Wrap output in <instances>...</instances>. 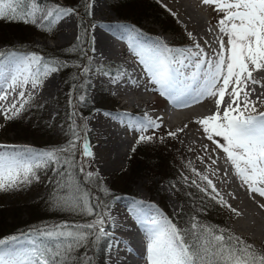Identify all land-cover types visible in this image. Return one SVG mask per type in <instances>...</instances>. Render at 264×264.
I'll use <instances>...</instances> for the list:
<instances>
[{
	"label": "snow or ice",
	"instance_id": "obj_1",
	"mask_svg": "<svg viewBox=\"0 0 264 264\" xmlns=\"http://www.w3.org/2000/svg\"><path fill=\"white\" fill-rule=\"evenodd\" d=\"M201 3L211 7L218 17L216 25L221 34L216 37L218 48L205 41L211 49L210 53L199 42L186 48L170 47L161 41L152 45H136L134 30L128 33L129 46L143 66L149 83L154 86L153 90L174 106L190 107L205 98H214V111L194 121L202 136L213 145L209 151L208 145L204 144L203 151L208 153L213 165L216 161L212 159V154L222 153L247 194L253 198L254 194L264 198V111L257 107L258 104L264 107V100L259 95L256 100L251 99L255 88L248 87L251 84L264 88V77L257 79L253 75L264 73V0H201ZM87 7L91 8V0H87ZM73 12V8L59 4L45 10L36 4V0H0V20H19L36 25L41 30H51L62 17ZM40 13L44 15L38 23ZM187 35L192 37L191 33ZM9 58L15 63L10 82L4 68L5 60ZM63 66L67 65H60L55 58L46 60L35 52L20 56L0 52V101L8 100L5 85L13 92L16 87L23 88L29 83L36 89L42 86L44 78ZM76 67L81 84L73 87L82 91L69 101L73 109L77 100L81 105L87 102V94L83 91L87 87L84 76L93 71L88 65ZM103 74L111 76L108 72ZM124 74L112 77L113 82ZM31 98V94L26 98L25 91L21 90L16 101L8 106L0 105V115L6 120L19 116ZM104 115L139 133L137 143L157 138L155 134L145 133L162 126L160 117L153 119L147 113L140 119L127 112L116 115L105 112ZM78 127L71 129L72 139L67 145L57 149L38 151L26 146L0 144V191L39 180L37 170L53 167L61 179L57 181L51 206L74 215L93 217L85 223L63 221L0 238V264H93L88 251L81 253L80 249L98 246L111 235L105 227L112 219L109 206L100 204L98 200L93 204L70 171L77 167L75 153L78 142L82 141V157L93 156L88 141L83 139ZM187 127L186 124L183 128L168 131L167 136L177 138ZM158 138L163 140V137ZM199 159L203 161L204 158ZM188 167L200 181L205 182V186L201 187L196 180H192L194 187L220 207L239 215L212 179L198 173L191 162ZM78 170L89 180L94 175L98 176V173L86 171L83 162ZM212 171L215 174L218 170ZM224 175H228L227 170ZM184 179L187 180L186 177ZM103 191L108 192L106 188ZM140 203L137 202L138 205ZM260 207L264 208V204ZM129 211L144 226L147 242L143 258L146 264H264V251L255 249L226 228L202 223L197 216L190 219L189 226L180 229L163 214L150 216L143 207H133ZM112 246L109 244V248Z\"/></svg>",
	"mask_w": 264,
	"mask_h": 264
},
{
	"label": "rangeland",
	"instance_id": "obj_2",
	"mask_svg": "<svg viewBox=\"0 0 264 264\" xmlns=\"http://www.w3.org/2000/svg\"><path fill=\"white\" fill-rule=\"evenodd\" d=\"M81 1L82 0H42V2H40V0H36V4L40 8L44 9L51 7L53 4H59L61 6L70 8L73 7L74 9L75 6ZM99 1V5L103 11H95L93 9V0H91V8L87 7V13L89 15L88 17L92 19V23L89 26L92 44L89 52L87 53V57L90 68L93 69V71L87 74L89 76L88 83H90V87L87 91L84 90V92H86L87 99L89 100L90 104L97 107L92 108V111L84 114L81 118L82 124L85 128L84 132L86 131L87 135V137L83 139L88 141L91 151L93 152L92 157L81 156V162L85 164L86 171L93 169L96 171V173H98V176L103 182V189L106 188L108 192L109 188L112 189L114 185H121L125 190L127 189L126 193L121 196H114L106 204L109 206L112 219L114 216L111 213V209L116 205H119V202L122 201L123 198L129 197L134 192V189H136L138 194L146 197L150 204H157L160 208L164 206V209L167 212L166 217L168 219L171 217V221L173 219L176 220L179 218L178 213L180 210V203L176 199L172 188L164 183V177L161 176L163 171L159 170L158 168L152 169L150 167H142L140 169H133L132 171L131 163L129 164V157L130 152L133 151V145L137 142L136 140L139 133L127 129L124 126V123L114 120V122H116L120 128L118 135V141H121V144L119 145L121 146L120 148L122 149L123 143L126 139L133 140V144L129 151L125 165L121 164V160L118 157L116 161L112 163L113 158L115 159L116 157L115 154L107 152L106 148H101V146L98 145V143L106 136L105 132H103L104 123L107 121L113 122V119L104 115L105 112H112L113 115H116L120 112H127L133 114L136 119H140L144 113H147L153 119L156 117H160L162 119V126L159 129H155V133L149 130L145 133V135L155 134L157 137L155 138L157 139L156 142L154 140L153 143L147 144L154 145L158 149L155 151L161 150V152H167V155L171 157L176 156L177 160H181L184 157L190 159L196 171L198 173L207 175L209 179H212L217 189H227V193L224 195L221 194L224 199L226 197L231 200V202H234L237 198L242 204L245 203V208L247 209H244V212H246V215H244L245 221H247L248 224H251L255 231L257 230L260 232L258 235H261V237L258 238V240L254 239V237L251 238L250 236H242L233 227V224L237 223L239 218L241 219L242 216V211H240L241 209L237 208L236 205L230 204L229 201H227V203L237 210L239 215H236L229 209H227V212L223 213L222 215L227 219L226 223L229 228L237 236L252 244L256 249L264 250V241L261 239L264 236V232L261 233L264 231V208L260 207L261 204H264V198H261L256 194H254L253 198V196H249L247 194L245 188L240 186L241 182L235 177L234 170L232 169L230 163L226 162L222 153L212 154V159H215L216 161V163L213 165L211 159L208 157V153H205L202 148L204 144H207L209 151H211L213 145L202 136L199 126L195 124L194 121L212 113V111L215 109L214 98H205L200 103L192 104L190 107L181 108L180 111L174 113L176 117L178 116L177 118L174 117L173 114L162 117L163 109L160 111L157 108H162L167 99L163 102L160 100L161 95L157 91L153 90L154 86L149 83V78L146 75L143 66L139 63L138 58L134 55L133 48L129 46L128 33L131 30H134L133 34L137 36V39L134 41L136 45H152L156 41H161L170 47L176 48L172 42L175 34L173 35V33L168 31L166 26H163L161 22L157 23L153 18L148 17V13L142 14V12H136V10L134 8L131 9V7H128L123 11H115L114 9L117 6L113 5V3H110V0ZM156 1L162 7L166 5L167 7L164 8H166L168 11L170 9L171 11L169 12L171 15H173V13L175 14L173 17L175 19L176 27H180L187 34H192V37L190 38L191 44L181 48L192 47L194 42H199L201 46L205 48V51L210 53L211 49L205 45L206 40L208 42L210 40L209 44H211L213 48H218L216 37L220 36L221 34L219 33L218 27L216 25V20L218 18L217 14L212 10L211 7L203 5L201 0ZM176 5L178 7H176ZM73 14L76 17L75 23L77 25H75L76 32L72 34V37L70 36V40H63L58 37L62 32L59 27L60 20L52 26L51 30L47 31L36 29V25L23 22L19 27L21 30L20 33L6 32L3 34V32H0V49L9 46L26 45L36 47L35 53L41 56L42 54L40 51L44 48H46L47 51H57L55 54H63L65 52L62 51V49L69 47L78 36L77 32L79 13L74 9ZM43 15L44 13H40L38 15V23L42 19ZM183 16L186 20H188L189 26H185L181 23L180 19ZM102 20H107V22H118L120 26L126 28L125 32L127 35L126 37L123 36L120 40V43L123 42L121 45L125 47V53L121 55L119 53L110 59H105L99 55H96V52L93 50L95 37L93 35L92 29L99 21ZM130 20L138 21L139 26L134 25L132 22H130ZM197 27H200V29ZM209 29H211V31H209ZM224 39L226 41L227 38L224 37ZM130 50H132V53ZM25 52L30 53L31 51ZM59 61L71 67H76V65L83 66V62L74 59L66 60L61 58ZM113 63L118 64L119 71H117L115 75H104L103 73L105 72V69L116 68V66L112 65ZM120 73H125L124 75H120V77H122L121 81L123 86L117 87V84L116 82H113L112 77H116ZM253 75L257 79L264 77V73H254ZM49 76H55L54 78H57L58 80V85L55 92L56 95L53 94L51 99L42 97L39 88L37 87L36 89H33L29 83L27 85L28 92L25 94V97L27 98L29 94H31L33 97L31 98L30 102L26 104L25 109L20 113V115L11 120H6L4 119L3 115H0V144H23L27 145L28 147L32 146L31 148H34L38 151H44L57 149L61 146L67 145L68 141L72 139V134H69L68 137L64 138L65 134L68 133L65 124V117L67 115V104L70 105L69 101L76 97V95L70 92L72 94L70 96V93L67 92L64 87L63 76L60 71ZM133 81H135V83H133ZM109 86L112 87L117 92V94L114 93V91L110 89ZM248 87L249 89L255 88V92L252 94L251 99L256 100L257 95H259L260 99L264 100V88L251 84ZM5 89H7L6 85ZM104 89L107 91L104 92ZM156 96H159V98H155ZM102 99H104V101H101ZM28 105H30V107ZM112 107H114V109ZM257 107L260 108L261 111H264V107H261L259 104ZM31 108H35V110H30ZM174 110L177 111L176 108ZM95 115L97 116L96 121L93 120ZM38 118H40V122L37 123ZM186 124L188 127L182 133L178 134L177 138H171L167 136L168 131H174L177 128H183ZM158 137H163V140L159 139ZM81 146L82 141L77 143L76 152L78 149H81ZM152 153H154V151ZM199 157H203V161L199 159ZM104 160H106L108 164H105ZM169 164L174 165L177 164V162L172 159ZM213 169L218 171L213 174ZM225 170L228 171L227 176L224 175ZM155 171L159 172L160 175L158 173L155 174ZM37 175L39 176L38 173ZM186 178L193 180L194 178H198V176L194 175L193 178L186 176ZM36 181L38 180H33L32 183L22 185L17 188L0 191V208H4V210L8 209L9 211L7 212L11 213L12 208L17 207V214L21 219H26L28 215L27 204L37 199L40 193L38 188L33 187V183H36ZM82 190L89 194L85 188H82ZM229 193L232 195H229ZM89 196L91 197V202L93 203L92 195L89 194ZM106 198L107 200L110 199L109 196H106ZM97 210H100L99 207ZM232 214L233 217H230ZM128 216L131 217L128 212L126 214H122L123 218H127ZM112 219L109 220L107 223L108 225H105L107 231L110 234H112V232H118L117 235H121L122 232L115 231L113 229ZM174 220L172 221L173 223H175ZM175 224L178 228H182L180 224ZM127 235L128 232L125 231L124 236L126 237ZM105 240L106 245L104 250V264H111L109 251L113 246L109 248V244L113 245V242L110 238ZM145 251L146 245L141 247L140 255L143 254V257H145ZM143 257L142 259L140 257H134V263L146 264V259ZM135 260L137 261L135 262Z\"/></svg>",
	"mask_w": 264,
	"mask_h": 264
},
{
	"label": "trees",
	"instance_id": "obj_3",
	"mask_svg": "<svg viewBox=\"0 0 264 264\" xmlns=\"http://www.w3.org/2000/svg\"><path fill=\"white\" fill-rule=\"evenodd\" d=\"M40 2H42V0H40ZM110 3H113V5L117 6L114 9L115 11H123L124 9L131 7V9L134 8L136 12H142V14L148 13V17L153 18L157 23L161 22L163 26H166L168 31L173 33V35L175 34L172 40V42L174 43L173 45L183 46L191 44L190 38L188 37L187 33L180 27L175 26V19L173 15H171L166 8L159 5L156 0H110ZM74 9L79 13L77 32V38L79 37V40L76 39L69 47H67L66 49H62V51L65 52L63 54H55V52L57 51H47L46 48L41 50L40 53L45 57L46 60L50 58H55V60L58 61L61 58L66 60L74 59L83 62V66H90L88 63L87 53L90 50L91 46V34L89 31V26L92 23V19L88 17L89 15L87 13V0H82L78 5L75 6ZM130 22H132L134 25L139 26L138 21L136 20H130ZM22 23L23 22L19 20H0V32H3V34H5L6 32L20 33L21 30L19 27L20 24L22 25ZM35 28L40 29L37 26ZM11 48L22 51H36V47L25 45L4 47L0 49V52H4L5 50ZM59 64L65 65V63L61 61H59ZM112 65L118 68L117 64L113 63ZM59 71L63 76L64 87L67 92L74 93L76 97L79 96L82 90L79 87H73L74 85L81 84V80L79 78V69L77 67H71L67 65L61 67ZM105 72L113 73L115 72V68L105 69ZM88 79V75L84 76V81L87 82V87L83 89V91H87L90 87ZM101 101H104V99H102ZM28 106L30 107V105ZM95 107L97 106L90 104L88 99L87 102L83 105H81L77 100L75 103V109H73L71 105L67 104L65 124L68 133L65 134L64 138L68 137L69 134H72L71 129L77 126H79L78 130L81 132V136H86V131L84 132L85 128L82 124L81 118L84 114L89 113L90 111H92V108ZM30 110H35V108H31ZM74 111L75 115H73ZM38 122H40V118H38L37 123ZM149 131L155 133V130L149 129ZM154 140L156 142L157 139H153L151 142H136L133 145V148H135V150L130 152L129 164L131 163L132 171L133 169H140L142 167H150L152 169L158 168L159 170L163 171V174L161 176L164 177V183L172 188L176 199L180 203V210L178 213L179 218L174 220V222L179 223L182 226L181 229H184L185 227L189 226L190 219L193 216H197L202 223L218 225L222 228L230 230L233 234H235L227 225V219L222 215L223 213L227 212V209L220 207L215 202L211 201L210 198L207 197L204 193H201L196 187L192 185V180L184 179L186 176L190 178L194 177L192 169L188 167V164L189 162H191V160L187 159L186 157H184L185 159L182 158L181 160H177L176 156L171 157L167 155V152L165 151H155L158 149L154 145L147 144L153 143ZM153 151L154 153H152ZM75 154L77 167L70 171L72 172V175L75 177V179L79 182L80 187L85 188L89 192V194L92 195L93 204H96L97 200L100 202V204H107L109 200H111L114 196L126 193L127 189L125 190L123 186L114 185L112 189L109 188V192H107V195V193L103 191V182L99 176L94 175L93 178L89 180V178H87L85 174L79 172L78 167L81 163L80 149H78ZM172 159H174L177 164H169ZM191 165L192 167L194 166L192 162ZM56 167L58 168L59 166ZM90 171H92L94 174L96 173V171L93 169H91ZM37 173L39 174L40 178L38 181H36V183H33V187L38 188V190H40V193L37 199L27 204L28 215L26 219L20 218V216L17 214V207L12 208L11 213L7 212L9 211L8 209L4 210V208H0V238L7 235L27 232L30 229L42 227L44 225H54L63 221L85 222L93 218L89 216L74 215L52 207L51 199L53 194L57 191V181L60 180L61 177L57 175V171L54 170L53 167L39 169ZM154 173H158L160 175L159 172L155 171ZM193 180H196L201 187L205 186V182L200 181L199 177L196 179L194 178ZM106 196H109L110 199L107 200ZM230 217H233V214L230 215ZM105 245L106 240H103L98 246H95L93 248H81L80 252L82 253L87 250L90 258L93 261V264H104ZM259 251L264 250L262 249Z\"/></svg>",
	"mask_w": 264,
	"mask_h": 264
},
{
	"label": "bare ground",
	"instance_id": "obj_4",
	"mask_svg": "<svg viewBox=\"0 0 264 264\" xmlns=\"http://www.w3.org/2000/svg\"><path fill=\"white\" fill-rule=\"evenodd\" d=\"M99 2H100L99 0H93L92 6H93V9L95 11H101V10L103 11V9H101V6L99 5ZM176 7H178V6L176 5ZM183 12H184V10H183ZM75 18L76 17L72 13V14L64 16V17H62V19H60L59 27L62 30V32L58 36L60 39H63V40L69 39L70 36L72 37V34H74L76 32L75 31V25H77V24L75 23ZM105 18H107V17H105ZM180 21L183 25H185V26L188 25V20H186L184 18V16L180 19ZM201 25H202V23H201ZM204 25H206V24H204ZM206 28H207V26H206ZM125 29L126 28L120 26L118 24V22H107V20L99 21L97 23V25L94 26L92 29L93 35L95 37V39H94V52H96V55H99L105 59H110V58H113L114 55H117L119 53L121 55V54L125 53V50H124L125 47L121 45L123 42L120 43V40L122 39V37L123 36L126 37V35H127L125 32ZM198 29H200V27ZM204 30H205V28H204ZM213 38H215V37H213ZM209 43H210V40H209ZM212 44H214V43H212ZM24 54H27V53H20L17 56L24 55ZM14 69H15V63L11 59L8 60V66L5 69V71H6V74L9 76V81H10V76L14 72ZM54 77L47 76L45 78V80L43 81L42 86L38 87L40 92H41L42 97H44L46 99H48V98L51 99V96L53 94H55V92H56L58 80H57V78H54ZM121 78L122 77H120L116 81L117 87L123 86ZM21 90L25 91V94H26L28 92L27 91V85H25L23 88L16 87L14 92L11 89H6V91L8 92V100L7 101H0V105L8 106L11 103H13L14 101H16L18 99V94ZM9 93H10V96H9ZM174 107L176 108L177 111H175L174 109H170L166 112L163 111L162 117L169 116L171 114L174 115V113L180 111L181 108H183V107H179V106H174ZM96 117H97L96 115L93 117L94 121H96ZM174 117H176V116L174 115ZM113 122H114V119H113ZM113 122L107 121L104 123V129L103 128L102 129H103V132H105L106 136L102 139V141H100L98 143V145H100L101 148H106L107 152L115 154L116 157H115V159L113 158L112 163H114L118 157L121 160V164L125 165L129 151H130L132 144H133V140L132 139H126L125 142L123 143V146L121 149L120 148L121 146H119L121 144V141H118V139H119L118 135H119L120 128L118 127L116 122H114V123ZM2 144H5V143H2ZM5 145L28 147L27 145L14 144V143H6ZM120 149H121V151H120ZM109 155H111V154H109ZM104 163L108 164V162L106 160H104ZM218 187H219V185H218ZM218 190L220 191V193L222 195H224L225 193L228 192L227 189H225V188H221ZM225 199H226V201H229L230 204L236 205V207L241 209L240 211H242L241 219L239 218V221L237 223L233 224V227L235 228V230H237V232H239V234H241L242 236H250L251 238L254 237V239L258 240V238L261 237V235H258V233H260V232L257 230L255 231V229L251 226V224H248V222L245 221L244 215H246V212H244V209L247 210L245 208L246 207L245 203L242 204L241 201L237 198H236V201H234V202H231V200H229L226 197H225ZM173 201H175V200H173ZM137 202H141V203L138 205ZM148 205H155L156 207L155 208H149ZM133 207H143L145 212L154 213V214H156V216H158L159 214H163V216H165V217L167 216V212L165 211L164 206L162 208H160L157 204H154V203L150 204L146 197H144L143 195H140L136 192V189H134V192L129 197L123 198L122 201L119 202V205H116L115 207H113L111 209V213L114 216V218L112 219L113 220V224H112L113 229L115 231H120L123 233V234L121 233V235H117L118 232H112L111 236L109 237L111 239V241L113 242V247L109 251V258H110L111 264H135L133 261L134 257H138V258L140 257L141 259L143 257V254L140 255L141 254V247L146 245L145 243L147 242L146 237H145L144 226L142 225L143 227L139 228V230L135 227L131 231H129V224H130V222H132V220L135 219L134 215L129 211L130 208H133ZM127 212L131 215V217L128 216L127 218H123L122 214H126ZM257 222H258V220H257ZM139 224L140 223L135 224V225L137 226ZM125 231L128 232L130 237H128V235H127V237L124 236ZM136 232H138L137 237L134 236V234ZM263 232L264 231H262L261 233H263ZM263 237L261 239L264 241ZM144 249H145V247H144ZM136 261L137 260H135V262Z\"/></svg>",
	"mask_w": 264,
	"mask_h": 264
}]
</instances>
